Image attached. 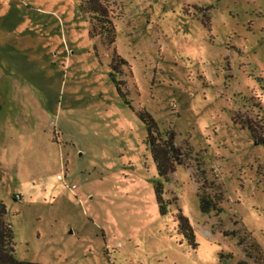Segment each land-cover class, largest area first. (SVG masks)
Listing matches in <instances>:
<instances>
[{"label": "rangeland", "instance_id": "374dc122", "mask_svg": "<svg viewBox=\"0 0 264 264\" xmlns=\"http://www.w3.org/2000/svg\"><path fill=\"white\" fill-rule=\"evenodd\" d=\"M107 2L113 46L78 0H0V201L16 258L264 264V0ZM140 110L183 154L163 213Z\"/></svg>", "mask_w": 264, "mask_h": 264}, {"label": "trees", "instance_id": "16d2710c", "mask_svg": "<svg viewBox=\"0 0 264 264\" xmlns=\"http://www.w3.org/2000/svg\"><path fill=\"white\" fill-rule=\"evenodd\" d=\"M81 12L91 17L90 36L100 37L107 46L116 43V25L114 23L113 11L107 0H78ZM127 62L116 52L111 62V69L120 72L122 66ZM141 120L147 129L146 145L151 151L160 180L155 188L156 198L160 205L161 212L165 210L163 190L164 183L169 182L170 176L177 170V166L183 164V154L176 145V134L173 130L160 131L153 116L147 111H139ZM203 202H205L203 200ZM171 204V203H170ZM204 209V205H202ZM7 206L0 201V264H39L20 261L16 258L15 236L12 225L5 220ZM179 233L188 243L197 246L194 228L189 218L182 212L176 214Z\"/></svg>", "mask_w": 264, "mask_h": 264}]
</instances>
